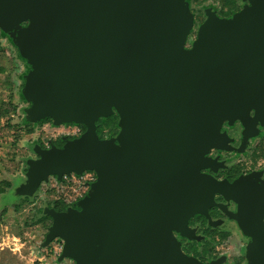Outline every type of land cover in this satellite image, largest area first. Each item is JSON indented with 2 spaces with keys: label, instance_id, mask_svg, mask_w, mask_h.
Listing matches in <instances>:
<instances>
[{
  "label": "water",
  "instance_id": "95a60500",
  "mask_svg": "<svg viewBox=\"0 0 264 264\" xmlns=\"http://www.w3.org/2000/svg\"><path fill=\"white\" fill-rule=\"evenodd\" d=\"M244 1L230 18L205 10L187 47L186 0H0V30L30 68L27 121L86 128L60 148L37 146L17 190L32 198L50 177L96 174L77 208L43 212L60 261L205 264L180 239L201 241L189 222L210 219L218 194L253 235L247 264H264V189L202 172L215 169L207 155L225 147V122L264 125V0ZM114 115L118 134L101 139L97 122Z\"/></svg>",
  "mask_w": 264,
  "mask_h": 264
},
{
  "label": "rangeland",
  "instance_id": "374dc122",
  "mask_svg": "<svg viewBox=\"0 0 264 264\" xmlns=\"http://www.w3.org/2000/svg\"><path fill=\"white\" fill-rule=\"evenodd\" d=\"M188 1L194 16L193 29L187 41V47H190L199 26L206 18L205 10L212 9L218 14L222 3L220 0ZM0 67L6 70L4 81H0V181L7 180L13 184L25 178L27 160L36 157L33 147L53 139L62 129L27 121L25 111L30 103L24 99L22 89L29 67L14 45L13 37L1 31ZM116 130L117 133L113 130L109 132L110 136L115 137L119 132L117 126ZM79 186L80 183H76L72 189V185H57L52 179L49 185H43L35 198L29 201H10L7 196H0V214L5 212L0 227V264H75L70 259L59 260L63 245L60 240L44 244L52 221L39 225L33 222L42 216L39 210L46 208L48 203L58 198L70 201L80 198L82 190ZM217 250L228 256L238 252L233 242H224Z\"/></svg>",
  "mask_w": 264,
  "mask_h": 264
},
{
  "label": "flooded vegetation",
  "instance_id": "af4514ba",
  "mask_svg": "<svg viewBox=\"0 0 264 264\" xmlns=\"http://www.w3.org/2000/svg\"><path fill=\"white\" fill-rule=\"evenodd\" d=\"M186 1L189 4V1ZM248 4V1L236 0L235 7L230 10L222 8L223 6L221 4L218 14L215 13L220 18H230ZM205 20L206 18L203 22ZM28 69L30 70V68ZM254 116L255 113L252 111L250 117ZM36 125H50L53 128H60L62 130L57 132L53 139H49L47 142H40L33 147V152L36 157L29 158L28 160L38 158V155L34 151L37 146H40L43 149H49L52 146L60 148L64 146L67 141L79 138L86 131L84 125L69 123L56 126L51 119L39 121ZM221 133L226 135L227 141L225 147L221 150L214 148L207 155V157L214 162L213 165L215 169H203L202 172L214 177L218 181H227L230 184L245 179L249 186L261 187L264 189V125L257 122L254 126H244L238 120L232 125L225 122L221 128ZM98 135L101 139L112 137L110 136L109 131H105V133ZM52 179L57 185L64 183L72 185V189H74V184L80 183L79 187L80 190H82V194L79 195L80 198H77L74 201L58 198L56 201L48 203L47 205L48 208H53L58 212H64L68 208H77V203L89 192L90 184L95 182L96 174L94 172L85 171L81 176L75 174L70 176L65 175L60 181L55 176L50 177L47 183L43 182L41 184L40 188L32 198L21 196L17 193L19 186L25 182L26 176L13 184L4 180L9 182L10 186H6L5 192L0 194V196H7L10 201L18 199L29 201L30 199L35 198L43 185H49ZM81 180H83V182H81ZM240 190L241 189L236 188L235 194L240 193ZM215 202L217 205L209 209L210 219L203 215H196L190 220L189 226L192 229H196V235L200 237L201 241H188L185 238H181L180 241L182 243L183 251L188 256L194 257L205 264H209L211 261L215 260H222L223 264H247L246 247H248L254 239L251 233H243L237 222L238 203L233 200H225L224 197L218 194L215 196ZM44 210L45 208L39 210L42 216H44ZM2 213L5 212L3 211ZM48 220H51V218L46 219L45 221ZM41 223L42 222L39 224ZM224 242H233V244L236 245L238 252H236L234 256L220 254L217 249L218 246L224 244Z\"/></svg>",
  "mask_w": 264,
  "mask_h": 264
},
{
  "label": "trees",
  "instance_id": "16d2710c",
  "mask_svg": "<svg viewBox=\"0 0 264 264\" xmlns=\"http://www.w3.org/2000/svg\"><path fill=\"white\" fill-rule=\"evenodd\" d=\"M207 0H201L200 2H204ZM222 3V8H227V9H232L236 5V0H220ZM6 70L2 67H0V81H4V75H5ZM119 117L117 115L111 116L107 120H99L97 122V129H98V134H103L105 131L111 132L112 130L117 133L116 126L118 123ZM10 186V183L7 181H0V194L5 192V187ZM4 213L0 214V227L2 225V221L4 218ZM46 219H50L48 216H41L38 220L34 221L33 224H39L40 222L45 221Z\"/></svg>",
  "mask_w": 264,
  "mask_h": 264
}]
</instances>
